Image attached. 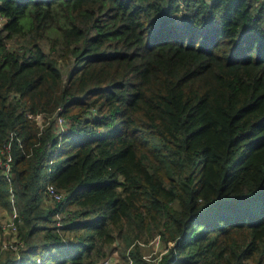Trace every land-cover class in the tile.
<instances>
[{"label":"trees","instance_id":"16d2710c","mask_svg":"<svg viewBox=\"0 0 264 264\" xmlns=\"http://www.w3.org/2000/svg\"><path fill=\"white\" fill-rule=\"evenodd\" d=\"M0 17V207L21 241L0 264H153L154 237L158 264H264V0H0Z\"/></svg>","mask_w":264,"mask_h":264},{"label":"built area","instance_id":"2783aa9c","mask_svg":"<svg viewBox=\"0 0 264 264\" xmlns=\"http://www.w3.org/2000/svg\"><path fill=\"white\" fill-rule=\"evenodd\" d=\"M181 2V1H180ZM2 17H0V24L2 23ZM55 123L57 125V129L62 131L64 129V119L60 116H55ZM9 159V157H7ZM4 168L6 171L9 169L8 162H4ZM44 196L51 200V201H59L62 198V194L57 191V189L52 185L48 184L46 186ZM7 217L1 219L0 221V255L2 252L10 251L11 253L18 255V249L21 248V241L17 235V224L20 222V218L18 212L13 209L11 211H7ZM157 242H159L158 237ZM151 241V240H150ZM166 250V247H163L161 252L157 257L148 258L145 257L147 260H151L153 264H158V259L160 254ZM40 260L37 259V262ZM100 264H125L124 261L116 254L113 253L111 255H106L99 261Z\"/></svg>","mask_w":264,"mask_h":264},{"label":"rangeland","instance_id":"374dc122","mask_svg":"<svg viewBox=\"0 0 264 264\" xmlns=\"http://www.w3.org/2000/svg\"><path fill=\"white\" fill-rule=\"evenodd\" d=\"M179 6L182 7V2H179ZM36 118H37V122L40 124V120L42 118L41 115L40 114L37 115ZM7 213H9V212H7L4 208L0 207V221H1V219L7 217V215H8ZM58 217H60V214L58 215ZM0 236H2V235H0ZM150 240H149V242H147V244H145L143 246V254L145 257H148V258L154 257L155 258L156 256L159 255L162 244L157 242V238H152ZM115 243L118 244L117 242H115ZM2 254H5V253L2 252ZM1 257H3V256H1ZM123 261L125 264H128V262H126L125 260H123ZM149 261H151V260H149Z\"/></svg>","mask_w":264,"mask_h":264},{"label":"water","instance_id":"95a60500","mask_svg":"<svg viewBox=\"0 0 264 264\" xmlns=\"http://www.w3.org/2000/svg\"><path fill=\"white\" fill-rule=\"evenodd\" d=\"M96 264H100V263L98 262V263H96Z\"/></svg>","mask_w":264,"mask_h":264}]
</instances>
